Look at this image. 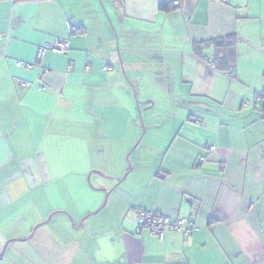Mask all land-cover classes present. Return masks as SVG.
Listing matches in <instances>:
<instances>
[{
    "label": "crops",
    "instance_id": "obj_1",
    "mask_svg": "<svg viewBox=\"0 0 264 264\" xmlns=\"http://www.w3.org/2000/svg\"><path fill=\"white\" fill-rule=\"evenodd\" d=\"M161 1L0 0V264H264V0Z\"/></svg>",
    "mask_w": 264,
    "mask_h": 264
},
{
    "label": "built area",
    "instance_id": "obj_2",
    "mask_svg": "<svg viewBox=\"0 0 264 264\" xmlns=\"http://www.w3.org/2000/svg\"><path fill=\"white\" fill-rule=\"evenodd\" d=\"M226 1V0H223ZM173 5L175 7H179L181 2L179 0H174ZM75 32V28L71 29ZM69 48V43L66 40L57 39L52 44L44 45L39 47L37 50V59L40 60L44 57L47 51H51L57 54H64ZM18 67H21V63L16 64ZM264 75V74H263ZM195 124H199L197 120L193 121ZM210 151L214 150V147H209ZM204 158L199 159V163L204 162ZM136 218V232L146 230L153 235L155 238L162 241L166 234L170 231L172 232H179L183 235H188L192 229L195 227V221L193 219H185V218H165L160 213L155 212H143L142 210L137 213Z\"/></svg>",
    "mask_w": 264,
    "mask_h": 264
},
{
    "label": "rangeland",
    "instance_id": "obj_3",
    "mask_svg": "<svg viewBox=\"0 0 264 264\" xmlns=\"http://www.w3.org/2000/svg\"><path fill=\"white\" fill-rule=\"evenodd\" d=\"M160 107H161V104H160ZM139 109H138V114L140 113H142V117H140V121H139V127H140V129H139V132H140V134H139V137H140V139L138 140V142H139V145H141L142 143H144V141H145V138H146V136H145V127H144V123H143V121H142V118H143V112H144V107H142L141 105H139V107H138ZM135 145V144H134ZM134 145L132 146V148L130 149V153H128L126 156H125V160H126V163H127V168L129 169V166H130V162L128 161V158H129V160H130V158H137L138 157V150H135L133 147H134ZM126 172L127 171H124V172H121L120 173V175H119V179H120V181H123L124 182V178H125V174H126ZM134 172H136V169H134V171H131V172H128V174L130 175L131 174V176H130V178L133 176V174H134ZM93 179H95V178H93ZM132 179V178H131ZM106 182H108L107 183V185H106V188H107V186H108V184H109V182L110 181H107V180H105ZM130 180H126V182H129ZM84 183H85V188H86V190H82L81 191V188H76V186H74V188L72 189V191H71V193H70V196H72V200H74V201H78V200H80V201H84V200H86V199H88V201L90 200V201H97V200H101V203H100V205L96 208V209H94V211H93V213L96 211V210H98L99 208H101V207H103L104 206V204H105V202H107V198H108V194H109V190H111L109 187V189H106V192H103L102 190H96V191H94V190H92V187L94 186L93 185V183H91L89 180H87V179H85V181H84ZM120 185H123V184H120ZM120 185L118 186V187H120ZM94 188H96V187H94ZM77 192H79L80 193V195L77 193ZM107 206H108V204H107ZM104 208V207H103ZM102 208V209H103ZM103 211V210H102ZM97 212L95 215H91L88 219H87V221H86V223H85V226L82 228V230H81V232H84V231H87V230H89V229H92V230H95V229H100L102 226H105L106 225V222H105V213H104V211L103 212ZM105 211H106V209H105ZM141 211V210H140ZM143 212H152V213H155L156 211H147V210H143ZM138 213V212H137ZM84 216H86V215H83L82 217H81V219L84 217ZM162 216H164L165 218H170L169 216H166V215H162ZM136 218H137V216H136ZM101 219H102V221H101ZM80 222V221H79ZM79 222H77V225H79ZM143 231V230H142ZM142 231H139V233L140 232H142ZM148 232V231H147ZM151 236H153V235H151ZM76 237L77 236H75V239H76ZM154 237V236H153ZM166 237V236H165ZM165 239V238H164ZM163 239V240H164ZM159 240V239H158ZM162 240V241H163Z\"/></svg>",
    "mask_w": 264,
    "mask_h": 264
},
{
    "label": "trees",
    "instance_id": "obj_4",
    "mask_svg": "<svg viewBox=\"0 0 264 264\" xmlns=\"http://www.w3.org/2000/svg\"><path fill=\"white\" fill-rule=\"evenodd\" d=\"M158 9L161 10V11H164V12H170V11H173L176 9V7L173 6V0H162L160 3H159V6H158ZM216 44H219L218 42H215ZM194 229V228H193ZM192 229V231H193ZM191 231V232H192ZM190 232V233H191ZM189 233V234H190ZM188 234V235H189Z\"/></svg>",
    "mask_w": 264,
    "mask_h": 264
},
{
    "label": "water",
    "instance_id": "obj_5",
    "mask_svg": "<svg viewBox=\"0 0 264 264\" xmlns=\"http://www.w3.org/2000/svg\"><path fill=\"white\" fill-rule=\"evenodd\" d=\"M38 227V225L34 228V230ZM4 251V250H3ZM3 251L0 253V258L2 257L3 255Z\"/></svg>",
    "mask_w": 264,
    "mask_h": 264
},
{
    "label": "bare ground",
    "instance_id": "obj_6",
    "mask_svg": "<svg viewBox=\"0 0 264 264\" xmlns=\"http://www.w3.org/2000/svg\"><path fill=\"white\" fill-rule=\"evenodd\" d=\"M174 1V0H173ZM174 6V5H173ZM175 7V6H174ZM176 8H178V7H176Z\"/></svg>",
    "mask_w": 264,
    "mask_h": 264
}]
</instances>
